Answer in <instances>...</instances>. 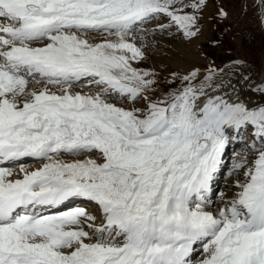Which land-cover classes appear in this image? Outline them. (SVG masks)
Masks as SVG:
<instances>
[{
	"label": "snow or ice",
	"instance_id": "1",
	"mask_svg": "<svg viewBox=\"0 0 264 264\" xmlns=\"http://www.w3.org/2000/svg\"><path fill=\"white\" fill-rule=\"evenodd\" d=\"M207 7L0 0V264H264V79L143 66L172 52L158 34L203 35Z\"/></svg>",
	"mask_w": 264,
	"mask_h": 264
},
{
	"label": "rangeland",
	"instance_id": "2",
	"mask_svg": "<svg viewBox=\"0 0 264 264\" xmlns=\"http://www.w3.org/2000/svg\"><path fill=\"white\" fill-rule=\"evenodd\" d=\"M208 5L212 6L211 9L214 12L213 30L215 35L213 40H206L203 44L210 47H208L210 55L214 59L216 58L219 63L229 64L235 59L244 60L260 75L264 74V21L259 15L258 7L255 6V0H208ZM218 6L228 12L227 18H221L218 15ZM207 12L208 7L205 10V13ZM163 57H167V55H163ZM241 148L244 147L241 146ZM233 151L228 149L224 165L225 162L229 165L234 156ZM224 176L227 175L223 172L219 174L220 180L214 186L217 193L225 188L226 180H231V177L225 178ZM213 199L216 197L214 196ZM199 256V253L193 255L195 259Z\"/></svg>",
	"mask_w": 264,
	"mask_h": 264
},
{
	"label": "bare ground",
	"instance_id": "3",
	"mask_svg": "<svg viewBox=\"0 0 264 264\" xmlns=\"http://www.w3.org/2000/svg\"><path fill=\"white\" fill-rule=\"evenodd\" d=\"M211 5H208V12L205 13L204 12V19L201 21V23L204 25V32L203 35H201L198 39L194 40L193 42H191L190 45L188 44V42L184 41L179 34H175L173 35H168V34H158L155 39L159 42V44L164 45V46H170L172 49V52H168L167 47L162 48L161 51L165 52L167 55V57H163L157 53H153L151 59L148 61L147 64L143 65L144 67H149V68H155L156 71L161 72L162 76L163 75H167V72L164 71V68L167 67L169 69H177V70H182L184 68L189 67L191 64H196L197 66H201L204 64H208L211 62H215V64L220 65V66H224L227 63H219L216 58L214 59V57L212 55H210L209 53V48L206 47L203 43L206 40H213L214 38V30H213V16H214V12H212L211 9ZM231 25V24H230ZM147 27L149 28H155L156 27V22L153 21L152 23H150L149 25H147ZM174 32V30H173ZM210 43V42H209ZM208 45V44H207ZM221 50V49H220ZM174 52H180L181 56L177 57L175 56L173 53ZM161 56V57H160ZM230 64V63H229ZM249 71L252 73V79L255 81H259L261 79H264V74L260 75V73H258L256 71V69L251 68L249 69ZM248 95H252L253 98L255 99L256 96L252 93H248ZM249 137H250V130H249ZM251 143V139H246L245 141H240L237 140L234 143H231L228 148L226 149L225 155L228 152V149H231L234 152V156L233 158H231V161L229 162V165H227V163L225 162L224 165V170H222L219 174H221L222 172L225 173L228 176V171L230 169V166L233 162L234 159L237 158L236 154L240 153V154H245V149L241 148V146L243 147V144L241 143ZM224 155V158H225ZM248 155V159L249 162H251V160L254 158V155L252 153H247ZM35 164H32V167H35ZM219 174L216 177V181L213 185V187L217 184V182L220 180L219 178ZM226 176V177H227ZM225 177V176H224ZM225 177V178H226ZM219 178V179H218ZM225 181V180H224ZM232 182V178L231 180H226L225 181V188L227 187L228 184H230ZM85 201H80V200H75L71 203L70 207H74L77 205H83L85 204ZM199 253V257L198 258H194L193 257V264H197V262L202 258L201 254L202 253V249H198V251L194 254ZM197 256V255H196Z\"/></svg>",
	"mask_w": 264,
	"mask_h": 264
}]
</instances>
